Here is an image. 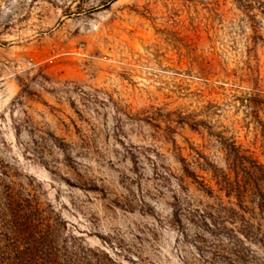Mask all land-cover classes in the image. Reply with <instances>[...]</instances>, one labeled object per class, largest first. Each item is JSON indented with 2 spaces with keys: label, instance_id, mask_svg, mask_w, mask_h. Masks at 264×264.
Here are the masks:
<instances>
[{
  "label": "rangeland",
  "instance_id": "1",
  "mask_svg": "<svg viewBox=\"0 0 264 264\" xmlns=\"http://www.w3.org/2000/svg\"><path fill=\"white\" fill-rule=\"evenodd\" d=\"M227 143L264 164V0H0V248L27 198L77 264H264Z\"/></svg>",
  "mask_w": 264,
  "mask_h": 264
},
{
  "label": "trees",
  "instance_id": "2",
  "mask_svg": "<svg viewBox=\"0 0 264 264\" xmlns=\"http://www.w3.org/2000/svg\"><path fill=\"white\" fill-rule=\"evenodd\" d=\"M231 158V166L235 178L222 175L217 180L219 190H225L227 196L234 195L237 205L242 208L244 199L250 195V202H255L259 214L264 215V164L250 155L241 153L234 143L225 145ZM242 177L240 178V172ZM185 175L196 179V174L189 168H184ZM183 180V178H181ZM224 183L221 186V183ZM16 204L22 213H13L12 233L8 244L0 248V264H77L76 254L70 248L58 242L57 227L52 219L43 215L39 206L27 198ZM247 222V220H246Z\"/></svg>",
  "mask_w": 264,
  "mask_h": 264
}]
</instances>
